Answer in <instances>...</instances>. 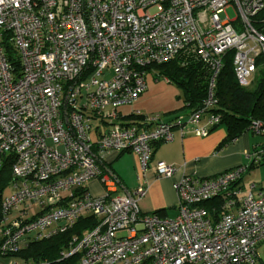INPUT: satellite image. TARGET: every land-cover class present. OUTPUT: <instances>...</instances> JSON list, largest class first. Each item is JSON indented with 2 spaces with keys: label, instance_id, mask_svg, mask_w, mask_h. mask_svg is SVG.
<instances>
[{
  "label": "built area",
  "instance_id": "2783aa9c",
  "mask_svg": "<svg viewBox=\"0 0 264 264\" xmlns=\"http://www.w3.org/2000/svg\"><path fill=\"white\" fill-rule=\"evenodd\" d=\"M228 51L237 83L248 87L264 67V0H0V167L10 156L13 178L0 203V256L16 253L30 234L47 237L92 215L96 225L61 253H78L77 264H256L264 186L242 181L264 148L251 153L250 165L182 175L173 183V217L141 213L145 181L128 189L105 162L129 151L144 172L174 127L205 136L208 128L197 123L215 103ZM180 53L195 55L211 73L202 107L166 121L119 122L118 108L145 91L148 67ZM207 117L210 127L219 121ZM93 119L109 126L98 139ZM249 129L264 132L258 120ZM155 171L171 177L176 167L158 161ZM91 181L99 195L88 189Z\"/></svg>",
  "mask_w": 264,
  "mask_h": 264
},
{
  "label": "crops",
  "instance_id": "0c3cea01",
  "mask_svg": "<svg viewBox=\"0 0 264 264\" xmlns=\"http://www.w3.org/2000/svg\"><path fill=\"white\" fill-rule=\"evenodd\" d=\"M146 83L145 91L135 102L118 108L119 122L125 125H143L146 116L158 115L166 121L189 114L179 89L173 83L157 76L156 72L148 73ZM207 118V114L203 115L197 123L198 127L208 128L205 136H198L190 129L181 134L180 130L174 127L172 141L158 143L153 147L149 167L144 172H140L138 158L133 153L125 151L120 154H108L105 162L125 187L133 189L140 180L145 181L146 193L138 203L141 213L157 212L162 217H173L177 203L173 183L182 175L208 177L240 164L250 165L251 153L264 148V134L253 133L250 129L219 147L226 137V127L223 124L210 127ZM91 125L93 139L100 138L109 128L107 122L100 120L93 119ZM158 161L174 165V174L171 177L158 178L155 171ZM249 182L264 186V155L261 164L250 166L244 174L243 185L246 187ZM94 184L98 186L99 192L91 193L99 195L102 190L95 181L89 182L88 189Z\"/></svg>",
  "mask_w": 264,
  "mask_h": 264
},
{
  "label": "trees",
  "instance_id": "16d2710c",
  "mask_svg": "<svg viewBox=\"0 0 264 264\" xmlns=\"http://www.w3.org/2000/svg\"><path fill=\"white\" fill-rule=\"evenodd\" d=\"M232 51L223 57L222 68L215 78L213 98L215 103L206 112L208 115L219 117L218 123L211 127L223 124L226 127V137L219 147L236 139L249 129L254 120H258L264 128V67L257 70V79L254 88L240 86L234 76L232 67ZM12 56V54H11ZM156 69V75L166 78L180 91L181 98L189 113L199 109L207 95L211 73L207 66L195 55L180 53L172 60L149 66ZM260 134H264L261 132ZM11 157L3 160L0 167V203L4 189L11 185ZM0 211V227H1ZM96 218L85 215L78 218L70 227L62 232L40 238L29 236L21 244L16 253L2 257L23 260L26 262L47 264H77L79 254L64 256L61 253L70 248L74 241L86 231L96 225ZM258 260H257V263Z\"/></svg>",
  "mask_w": 264,
  "mask_h": 264
},
{
  "label": "rangeland",
  "instance_id": "374dc122",
  "mask_svg": "<svg viewBox=\"0 0 264 264\" xmlns=\"http://www.w3.org/2000/svg\"><path fill=\"white\" fill-rule=\"evenodd\" d=\"M225 12L230 19H234L236 17V10L232 6H229L228 8H226ZM220 15L223 16V12ZM150 72H157V71L155 68L151 67ZM106 75L109 76V73H107ZM256 77H257V73H254L252 82H250V84L248 85L249 89L254 88L255 83H256V79H257ZM247 181H249V180H246V182ZM12 190H13V188L11 185L7 186L2 193V197L9 195L12 192ZM89 190L92 193H98L99 192V188L96 184H94V186L91 185L89 187ZM33 210H34V208H33ZM36 210H38V207L35 208L34 212H36ZM7 217L9 219L16 217V212H11L10 214L7 215ZM1 229L2 228H0V230ZM125 234H126L125 232H121L118 235H125ZM32 235L33 234H30V236H32ZM257 256H258V263L264 264V241H262L257 247ZM9 262H10V258L0 256V264H8Z\"/></svg>",
  "mask_w": 264,
  "mask_h": 264
}]
</instances>
